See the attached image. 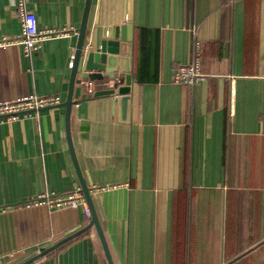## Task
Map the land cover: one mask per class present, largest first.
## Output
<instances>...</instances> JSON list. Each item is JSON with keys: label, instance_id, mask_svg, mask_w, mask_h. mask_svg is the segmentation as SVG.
<instances>
[{"label": "crops", "instance_id": "1", "mask_svg": "<svg viewBox=\"0 0 264 264\" xmlns=\"http://www.w3.org/2000/svg\"><path fill=\"white\" fill-rule=\"evenodd\" d=\"M20 1L48 32L29 51L14 41ZM84 4L0 0V102L65 100ZM123 22L132 25L127 121L113 94L83 99L80 84L69 115L112 263L264 264V0H91L83 49ZM195 41L204 79L173 82ZM70 190L81 192L65 107L0 120V264H21L89 222L82 206L24 204ZM27 264L108 262L92 225Z\"/></svg>", "mask_w": 264, "mask_h": 264}, {"label": "water", "instance_id": "2", "mask_svg": "<svg viewBox=\"0 0 264 264\" xmlns=\"http://www.w3.org/2000/svg\"><path fill=\"white\" fill-rule=\"evenodd\" d=\"M91 0H85L81 22L78 28L76 49L73 57V62L70 71L69 85L66 98L63 102L52 105L45 106V108L64 106L65 107V132L66 138L70 150V154L76 169V173L80 183V190L82 196L84 197L87 207L89 209L90 220L89 222L80 228L79 230L57 240L56 242L49 245L47 248L39 252L38 254L32 256L21 264H27L30 261L38 258L39 256L45 254L48 251L57 249L59 245L65 243L72 237L82 233L90 226H94L99 240L101 242L102 248L105 252L108 264H113L108 252V248L89 194V190L85 181L81 175L77 160L75 158V153L73 149L69 115L71 106L74 103L73 91L75 84L82 85L84 78L92 79L98 82L108 83V88L95 90L90 95H84L83 99H89L92 97L108 96L113 94V100L118 105L119 118L122 121H127L130 105V84L132 80L131 67L132 59L129 51L131 40L129 33H131L132 25L130 22H123L122 24H116L113 26H102L101 28V38L98 45L89 50L83 49V38L86 30V22L89 11ZM126 20V19H125ZM99 21V9L97 12V20ZM85 72H81V78L77 77L81 69Z\"/></svg>", "mask_w": 264, "mask_h": 264}, {"label": "built area", "instance_id": "3", "mask_svg": "<svg viewBox=\"0 0 264 264\" xmlns=\"http://www.w3.org/2000/svg\"><path fill=\"white\" fill-rule=\"evenodd\" d=\"M16 12L21 20V34L14 40L15 43L21 45L26 51L35 47L39 40L48 34L46 31H40L37 26L35 14L27 10L22 1L17 5ZM200 47L199 41H195V55L191 63L180 65L173 74V82L192 85L204 79V74L200 71L199 58L197 56ZM72 55V59H73ZM72 66V60L69 63ZM84 95H90L96 90L95 81L92 79H84L82 82ZM58 95H37L28 94L22 98L12 101L0 102V120L15 119L19 116L29 115L32 111L45 106H52L60 103ZM27 205H45L48 207L69 206L77 208L83 207L84 213L89 215V209L82 193L78 190H70L64 192H40L33 198H29L24 202Z\"/></svg>", "mask_w": 264, "mask_h": 264}, {"label": "trees", "instance_id": "4", "mask_svg": "<svg viewBox=\"0 0 264 264\" xmlns=\"http://www.w3.org/2000/svg\"><path fill=\"white\" fill-rule=\"evenodd\" d=\"M61 246H62V244H61V245H59V246H58V248H59V247H61ZM54 250H55V249H54ZM54 250H51V251H54Z\"/></svg>", "mask_w": 264, "mask_h": 264}]
</instances>
